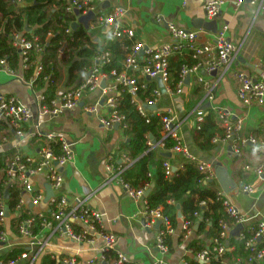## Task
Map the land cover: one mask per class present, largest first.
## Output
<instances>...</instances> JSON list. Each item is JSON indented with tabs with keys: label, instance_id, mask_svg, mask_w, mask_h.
<instances>
[{
	"label": "built area",
	"instance_id": "built-area-1",
	"mask_svg": "<svg viewBox=\"0 0 264 264\" xmlns=\"http://www.w3.org/2000/svg\"><path fill=\"white\" fill-rule=\"evenodd\" d=\"M12 1L17 7L25 3V0ZM104 1L111 0H71L67 10L73 13L80 11V15L94 12L96 23L102 26L110 37L133 40L136 35L134 29L124 28L121 24V18L126 13V9L122 6H116L110 11L99 9L97 3ZM247 1L259 5L260 9L264 10V0H234V3L239 6ZM223 3L224 0H206L204 6L206 17L209 19L217 17ZM157 18V21H162L161 17ZM227 28V25H224L214 35L213 39L205 41L199 39L197 31L185 30L175 24H170L169 31L173 41L161 47L153 48L145 45L139 39L135 40L124 60L125 69L119 75H116L114 70L111 72L103 71V67L110 62L111 53L99 51L94 56L91 67L83 73L81 81L77 85L58 93L50 103H47L44 92L36 84L37 78L44 70L40 57L44 54L45 47L40 44L39 36L33 32L30 33L31 38L22 32L13 33L14 45L22 57L21 72L13 69L5 58L0 59V70L17 77L31 87L37 112L23 103L17 96L4 94L0 91V124H7L6 130L13 135L11 137L0 131V150L4 149L8 142H12L11 148L13 149V153L7 156L5 164L0 167V184L8 196L10 188H16L19 191L18 201L13 211L7 209L8 197L0 194V244L9 248L8 252H12L16 248L20 250L7 259H1L0 264H44V262L40 263V257L44 255L54 260L55 264H108L109 262L110 264H129L127 254L117 248V235L105 230L101 213L91 208L86 198L71 199L64 194L59 195L58 189L64 182V169L74 158L75 145L66 138L45 130L42 120V117L54 118L78 107L87 96L98 91L97 100L87 106L86 109L91 113H98L100 100L101 98L104 99L108 115H99L102 124L108 129L118 126L127 130L129 124L126 115L119 109L120 98L124 89L111 90L102 85V80L109 76L115 77L119 82L118 85L128 88L132 102L145 117H149L151 114L149 107L157 105L162 90L160 87L156 88L153 91V97L142 102L138 97L140 79L144 77L161 79L171 94H180L187 76H195L196 81L204 85L206 94L204 100L193 111V128L199 129L201 123L205 121L209 109H212L216 113L221 128V132L216 133L212 138L214 144L232 141L234 143L233 151L237 156H242V147L245 145H250L253 153L264 150V139L258 140L255 137L244 136V121L241 117L236 116L229 107L214 103L216 85L206 80L201 74V69L209 73L220 70L226 71L237 57V47L226 36ZM67 32H71V29L68 28ZM184 46L194 49L198 62L193 66L185 65L182 68L180 80L173 90L169 86V57L181 51ZM31 50L39 59L35 58L33 62L35 64L33 75L26 77L24 72L32 65L28 62ZM143 51L144 54L141 56ZM129 71H132L133 74L130 75ZM44 79L47 81L48 77ZM237 84L238 96L244 103L251 104L253 101L263 100L264 68L258 78H253L242 71L238 72ZM206 102L209 103V107L205 106ZM153 113L161 115L163 137L158 142L150 138L149 145L152 148L161 147L171 154L182 153L186 157V161L197 163L203 176L202 181H213L216 177L215 165L199 159L189 150L177 131L176 114L171 109L164 113ZM169 137L175 141V144L171 148L165 149L164 140ZM32 140L35 142V146L33 152L29 153L24 150V145H28ZM133 163L134 160L131 157H124V162L121 164H109L107 166L110 174L109 181L114 180L121 184L132 199L144 201L143 225L145 228L152 229L160 224L157 229L155 245L162 253H167L169 246L166 243V237L174 235L176 227L173 226L170 217L163 212L161 206H150L145 192L147 189H151V186L136 188L123 179V172ZM164 167L169 178L174 176V170L169 159L164 162ZM245 168H252L258 174L264 173V164L255 167L247 164ZM40 174L45 176L47 184L54 190L53 195L49 198H47L45 188L37 189L34 178ZM242 190L252 193L255 187L246 184ZM21 192H27L31 195V202L34 206L45 201L47 209L36 213L28 212L24 209V203L20 196ZM217 192L219 197L224 198L225 209L231 217H234V224H245L248 217L242 214L229 200L223 189H219ZM200 205L206 207L207 201L200 202ZM9 215L14 217L18 235L16 239H11L8 232L3 229L5 220ZM195 215L199 217L200 212H196ZM183 228V237L187 239L194 232V228L190 222L186 221ZM229 229V223L222 221V240L214 239L213 245L197 253L192 249L190 251L194 253L196 259L204 263L210 262L214 255L222 259L221 264H229L225 259L226 253L232 248L229 243H226ZM238 237L246 240L245 249L247 251L254 252V255L249 258L251 264L256 258H264V247H257V243L264 238V221L258 223L256 227H249L240 232ZM55 239L66 243L57 244L54 242ZM53 246L61 247L65 251L58 252L52 248ZM87 254L89 257H85ZM3 255L5 254L0 256ZM181 264H188V262L183 261Z\"/></svg>",
	"mask_w": 264,
	"mask_h": 264
},
{
	"label": "crops",
	"instance_id": "crops-1",
	"mask_svg": "<svg viewBox=\"0 0 264 264\" xmlns=\"http://www.w3.org/2000/svg\"><path fill=\"white\" fill-rule=\"evenodd\" d=\"M205 2L206 0H111L97 4L99 9L107 11L116 6L124 7L126 13L121 18V24L124 28L134 29L136 35L132 43L139 39L145 45L153 48L161 47L173 41L169 31L170 24H175L185 30L197 31L199 39L205 41L213 39L214 35L224 25H227L226 36L237 47V57L226 71L220 70L209 73L201 69V74L206 80L216 85L214 103L229 107L236 116L243 119L244 136L255 137L258 140L264 139V99L246 104L239 98L237 93L238 72L242 71L253 78H258L264 68V10L260 9L259 5L251 4L249 1L237 6L234 0H224L219 15L209 19L206 17L204 9ZM157 17H161L162 21H157ZM79 20L80 16H77V22L87 28L89 35L94 29H97L96 34L101 35V39L97 41L90 36L93 42L100 46L107 44L110 36L102 26L96 23L94 17L89 20L87 25ZM63 46L66 47V42L63 43ZM143 54L144 51L141 56ZM239 57L242 59L240 60ZM21 63L22 57L19 68L16 69L18 72H21ZM60 66L62 67L63 78L58 93L77 85L80 80L70 82L69 65L61 63ZM140 80L144 84L147 81L156 83V86L152 89V94L158 87L161 90L164 89L157 105L149 107V111L153 114V112L164 113L171 109L177 116V131L189 150L199 159L214 164L215 169L218 165L224 166L237 183L236 191L229 192L226 195L239 211L248 217V220L245 224L229 223L226 220L224 222L230 225L226 243L230 244L233 237L240 239L238 237L240 232L249 227L257 226L258 223L264 221V173L258 174L252 168H245L247 164L252 167L264 164V150L253 153L250 145H245L242 147V156H237L233 151L234 143L232 141L214 144L209 149H202L197 145L193 132V111L204 100L206 91L204 85L196 81L195 76H190L187 83L185 80L180 94H171L167 89V85L163 82L161 87L159 79L144 77ZM118 84L119 82L113 76L102 80V85L111 90L118 89ZM40 89L44 92L46 87ZM0 91L4 94L17 96L23 103L37 112L31 87L3 70H0ZM176 96H181L182 106L179 105ZM97 97L98 91L87 96L78 107L57 117H42L45 130L52 131L75 145L74 158L64 169V182L61 188L58 189L59 195L64 194L71 199L76 197L86 198L88 205L101 213L105 230L117 235V248L127 254L129 264H181L183 261L198 260L195 258L194 253L190 251L188 245L193 239H200L208 248L214 240L208 235L209 226L206 227L205 231L198 234L199 225L196 224L194 232L187 239H184V214L180 204H178L179 221L176 232L171 236L169 251L162 253L155 245L158 228L155 226L148 229L143 225L144 201L142 199L138 201L132 199L121 184L114 180L109 181L110 174L107 166L111 163L114 165L121 164L124 162V157H130L123 147V144L130 137L126 130L121 127L115 126L108 129L102 124L99 115H108L104 99L101 98L100 100L98 113H91L86 109L87 106L97 100ZM138 97L142 102L146 100H142L139 95ZM208 104L206 102L205 106L209 107ZM6 129L7 127H0V131L12 137V133ZM11 146L12 142L6 143L0 153L4 155L9 151H13ZM34 146L35 142L32 140L28 145H24V150L31 153ZM162 151V156L169 159L174 174L176 170L182 169L185 163L188 162L182 153H173L171 157H166L165 153L167 152L163 149ZM151 175H155L154 169ZM34 179L38 190L44 188L48 190L47 186L49 184H47L43 174L36 176ZM210 183L215 190L222 189L216 177ZM246 184L253 185L255 187L254 192L243 191L242 187ZM152 188L151 185L150 191H152ZM6 196L8 197L7 194ZM20 196L24 203V209L28 212L36 213L47 209L45 201L34 206L31 202V195L27 192H21ZM180 213H182V216H180ZM13 218L12 215L7 217L3 229L8 232L11 239H16L18 235ZM252 233L254 234V232ZM54 242L57 244L66 243L59 239H55ZM235 247V245L232 246L228 251L231 253ZM257 247H264V238L257 243ZM52 248L58 252L65 251L58 246ZM9 250V248L0 244V255L6 254ZM16 250L19 249L16 248ZM246 252L247 257L239 255L231 258L227 256L225 259L229 264H251L249 258L254 255V252ZM85 257H89V255H85ZM45 258L46 255L41 256L40 263L44 262ZM196 262L204 263L200 260ZM252 264H264V258H256Z\"/></svg>",
	"mask_w": 264,
	"mask_h": 264
},
{
	"label": "trees",
	"instance_id": "trees-1",
	"mask_svg": "<svg viewBox=\"0 0 264 264\" xmlns=\"http://www.w3.org/2000/svg\"><path fill=\"white\" fill-rule=\"evenodd\" d=\"M71 0H25V3L17 7L12 0H0V59L5 58L13 69L19 68L21 54L14 45L13 33L22 32L31 38L30 33L39 36V42L45 47L44 54L40 57L44 70L37 78L36 84L39 88L46 87L44 95L47 103H50L58 94V90L63 78L61 63L69 65L70 82L78 83L93 64V58L97 52L109 51L111 59L103 67L104 72L115 71L119 75L124 71V60L127 53L131 50L132 39L110 37L107 44L100 46L93 42L89 32L84 25L73 27L77 22L76 13L67 10ZM70 28L71 32H67ZM66 42V47L63 43ZM64 47V48H63ZM194 49L184 46L181 51L169 57V85L172 89L176 88L180 80L181 70L185 65L193 66L198 62ZM29 64H32L24 75L29 77L35 71L33 63L36 55L33 50L30 52ZM132 75V71H129ZM45 77L48 80L45 81ZM140 89L138 95L142 100L153 97L152 89L156 86L153 81H147L145 84L139 80ZM124 89L120 98L119 109L125 113L129 128L126 133L130 137L123 144L127 154L134 160V163L127 167L123 172V179L131 186L143 188L151 186L154 183L151 193L147 197L151 207L161 206L163 212L168 215L173 226L177 227L178 209L184 214V220L190 222L194 228L199 225L197 233L205 231L209 226L208 235L214 239L222 240V221L234 222V217L227 214L224 206V198L218 196L217 190L209 181H202V173L197 163L187 162L184 168L176 170L174 176L169 178L166 175L164 162L166 158L162 156L161 147L152 148L149 145L151 136L156 142L161 141L163 137V126L161 115L151 113L149 117L143 116L131 100L128 88L119 85ZM0 127H7V124L1 123ZM194 138L197 145L202 149H209L214 146L213 136L221 132L216 113L209 109L205 121L201 123L199 129H194ZM54 144V143H53ZM165 149L171 148L175 141L172 138L164 140ZM57 147V144H55ZM13 151L3 155L0 153V167L6 162L7 156ZM155 170V175L151 173ZM6 191L0 184V194L6 195ZM8 196L9 211H13L18 201L19 191L16 188H10ZM207 201V206L202 207L200 202ZM200 212V216L195 213ZM25 216V215H24ZM256 227V226H255ZM251 235V234H249ZM227 240V239H226ZM245 239L233 237L230 245L236 246L234 251H228L226 257H238L239 255L247 257L245 250ZM166 243L171 247V236L166 237ZM210 245H213L211 243ZM188 248L195 253L207 249V245L200 239H193ZM20 250H14L0 256L1 259H7ZM222 259L212 256L209 263L203 264H221ZM44 264H55V261L48 256L44 259ZM188 264H201L194 260Z\"/></svg>",
	"mask_w": 264,
	"mask_h": 264
},
{
	"label": "water",
	"instance_id": "water-1",
	"mask_svg": "<svg viewBox=\"0 0 264 264\" xmlns=\"http://www.w3.org/2000/svg\"><path fill=\"white\" fill-rule=\"evenodd\" d=\"M75 13H76V15L80 16L79 21L84 23L85 25H87L89 20L95 16L94 12H89L86 15H80V11H75ZM78 25H79L78 22L73 23L74 28H76ZM239 59L241 60L242 58L239 57ZM214 72H217V71H214ZM189 80H190V76L188 75L186 78V83L189 82ZM159 82H160V85L162 87L163 83H162L161 79H159ZM162 90H164V89H162ZM151 139H153V136H151ZM165 156L171 157L172 154L170 152H167V153H165ZM215 170H216L215 171L216 172V178L219 180L224 193L227 194L229 192L236 191V188L238 185L235 182V180L231 177V175L228 173L227 169L222 165H218V166H216ZM152 187H154V183L152 184ZM47 189H48L47 190V192H48L47 198H49L51 195H53L54 190L52 189V187L50 185L47 186ZM150 192H151L150 189L145 192L147 197L149 196ZM180 216H182V213H180ZM156 227L159 228L160 224H158Z\"/></svg>",
	"mask_w": 264,
	"mask_h": 264
},
{
	"label": "rangeland",
	"instance_id": "rangeland-1",
	"mask_svg": "<svg viewBox=\"0 0 264 264\" xmlns=\"http://www.w3.org/2000/svg\"><path fill=\"white\" fill-rule=\"evenodd\" d=\"M96 33H97V29H94L90 33V36L92 37V39H95L97 41V40H100L101 39V35H98ZM176 100L179 102V105L182 106L183 103L181 101V96H176Z\"/></svg>",
	"mask_w": 264,
	"mask_h": 264
}]
</instances>
